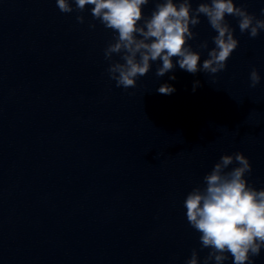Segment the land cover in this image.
Returning a JSON list of instances; mask_svg holds the SVG:
<instances>
[{
  "label": "clouds",
  "instance_id": "obj_1",
  "mask_svg": "<svg viewBox=\"0 0 264 264\" xmlns=\"http://www.w3.org/2000/svg\"><path fill=\"white\" fill-rule=\"evenodd\" d=\"M150 2L153 0H74L73 8L71 0H56L62 13H83L86 6H93V20L112 30V42L104 49V58L109 61L110 79L123 89L135 88L137 80L157 61H162V65H157L155 75L164 76L176 67L173 58L180 69L190 74L202 71L215 75L225 70L239 46L227 16L236 18L240 33H248L252 39L264 30V19L249 13L242 4L237 6L234 0H203L195 9L192 0H154L151 15L145 17L142 8ZM201 15L217 33L212 37L215 47L208 51L202 65L200 52L193 51L189 44L198 35L192 28L200 24ZM261 15L264 16V9ZM76 20L83 24L84 16L77 15ZM95 27L94 23L89 24V28ZM199 47L207 49L208 42L203 41ZM114 54L119 60H113ZM249 79L251 88L260 83L255 68ZM197 86L199 81L194 82L193 91ZM157 91L170 95L175 88L165 83ZM234 163L237 166L227 170ZM251 171V163L243 153L222 155L203 177L204 187L196 186L187 194L184 200L187 221L200 233L201 250L209 249L203 264L210 261L224 264L229 257L232 264H254V258L264 249V188L249 184L245 177ZM185 264H200L196 249Z\"/></svg>",
  "mask_w": 264,
  "mask_h": 264
}]
</instances>
